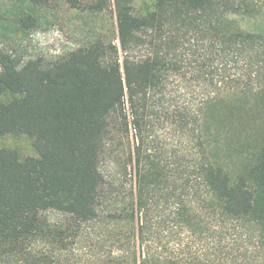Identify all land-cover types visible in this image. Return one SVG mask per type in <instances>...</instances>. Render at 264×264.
I'll use <instances>...</instances> for the list:
<instances>
[{"label": "trees", "instance_id": "1", "mask_svg": "<svg viewBox=\"0 0 264 264\" xmlns=\"http://www.w3.org/2000/svg\"><path fill=\"white\" fill-rule=\"evenodd\" d=\"M89 1L65 0L91 12L112 2L110 38L53 58L23 60L0 49V139L26 136L36 152L0 149V263L43 264L36 245L67 249L103 215L133 223L116 234L132 239L133 264H173L156 239L167 224L208 231L204 213L219 244L249 238L252 228L264 253V92L251 85L264 78V32L232 17L249 13L246 3L152 0L137 8L136 0ZM17 19L21 28L36 22L33 15ZM188 64L196 79L227 80L202 118L167 104L169 84L182 81ZM165 124L196 139L193 168L186 155L158 144ZM106 158L130 177L134 168L129 193L108 189L117 179L102 172Z\"/></svg>", "mask_w": 264, "mask_h": 264}, {"label": "rangeland", "instance_id": "2", "mask_svg": "<svg viewBox=\"0 0 264 264\" xmlns=\"http://www.w3.org/2000/svg\"><path fill=\"white\" fill-rule=\"evenodd\" d=\"M243 2L250 9L249 13H236L232 17L245 30L264 32V0H234ZM89 0H84L86 5ZM152 0H136L137 8L150 5ZM33 15L35 25L21 28L18 17ZM116 25L112 2L102 12H91L86 9L71 8L65 0H44L43 6L31 7L27 0H0V49L26 60L35 56L53 58L74 48L82 46L96 37L112 36ZM193 59L194 56H191ZM185 69V76L180 83L171 82L166 97L167 104L187 107L202 118L203 107L210 109L211 98L218 88L226 90L227 80L206 81L196 79L193 68ZM244 85V82H240ZM264 92V78L258 77L251 84ZM225 95V94H223ZM158 144L167 151H176L187 156L192 168L196 164L200 148L196 139L179 132L175 127L165 124L156 131ZM4 147L16 148L21 156H36L31 140L26 136L5 137L0 139V149ZM207 155L211 156L210 149ZM107 178H116L117 183H109L108 189L129 193L135 183L134 168L130 177V170L125 175L106 158L101 166ZM119 194V193H118ZM198 206L204 207L203 199L197 200ZM204 210V208H203ZM205 214L208 231L191 233L186 230H176L167 224L166 231L160 239H156L157 251L162 252L173 264H264V253L257 246L256 230H249V238L243 237L233 240L229 237L218 243L212 236L213 218ZM52 220L61 219L55 212L49 214ZM130 221L116 222L103 215L97 221L85 227L83 234L67 249L59 248L50 243H39L33 249L35 258L43 264H133L135 246L132 239L122 240L117 233L132 227ZM20 259V258H19ZM39 262V263H40ZM0 264H32L30 260L15 258Z\"/></svg>", "mask_w": 264, "mask_h": 264}]
</instances>
